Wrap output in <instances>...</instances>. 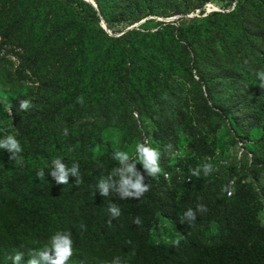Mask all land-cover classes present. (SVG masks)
<instances>
[{"label": "trees", "instance_id": "1", "mask_svg": "<svg viewBox=\"0 0 264 264\" xmlns=\"http://www.w3.org/2000/svg\"><path fill=\"white\" fill-rule=\"evenodd\" d=\"M95 1L99 10L87 5L88 15L77 13L75 17L82 35L84 28L87 29L86 19L92 21L88 32L92 42L88 49L83 48V44L79 48L76 67L88 80L86 84L93 86L109 67L118 70L105 98L89 103L101 116H131L137 111L154 123L153 137L162 147L173 141V132L180 128L193 137L194 144H207L203 128L195 125V112L183 107L192 100L190 75L185 77L181 72L192 74L198 70L201 81L196 82L192 76L191 79L195 84H207L209 97L205 98L204 109L207 120L219 114L209 103L213 100L223 108V115L232 119L233 125L235 121L241 125L243 118L247 119L246 127L264 121V88L238 84L242 66L246 68L250 64L252 54L247 46L256 43V36L264 42V0H223L231 6L236 4L234 9L213 12L194 21L161 22L154 28L142 26L130 30L124 26L156 14L161 8L166 9L170 5L168 0ZM204 1L184 0L173 6V11L181 14L197 6L202 9ZM202 12H206L205 8ZM102 19L113 34L100 27ZM119 26L124 29L117 35L115 29ZM24 28L22 14L0 19L1 36L8 43L21 45L23 54L30 59V73L41 79L44 76L41 60L45 57H35V54L44 53L28 42L21 32ZM87 52L88 59L85 58ZM54 66L47 80L52 84L59 80L69 63L61 58ZM3 84L0 80V86ZM113 84L125 90L120 105L107 99L115 89ZM239 95L247 104L235 109L231 100ZM38 99L31 102L28 110L22 111L21 98L15 91L7 100L11 118L0 120V139L7 134L15 135L22 144L24 158L23 165L18 166L9 159L10 153L0 149V264H13L7 258L16 252L23 254L20 264H28L32 258L30 250L43 246L58 230L72 234L74 255L68 264H110L117 256L123 264H264L261 219L264 202L258 201L254 187V179L259 181L264 174L262 162L254 161L247 172L242 167H231L217 179L203 172L199 178L191 175L179 180L180 175L172 181L166 178L155 181L146 176L151 188L141 199H121L118 194L82 199L77 195L75 177H70L67 185L58 184L47 168L57 157L69 166L76 162L83 180L91 178L95 168L78 162L72 152L60 154L57 148L49 150L56 144L49 139L48 127L51 120L58 119L61 107L44 105L42 92ZM145 101L151 107H142L140 103ZM193 101L196 102V98ZM119 106L120 113L116 111ZM41 168L46 173L43 180L36 176ZM255 171L259 172L256 178L252 175ZM233 182L235 192L228 197V191L222 189ZM214 183L219 190L211 188ZM182 185L186 191L180 196L177 189H182ZM206 198L214 201L208 202ZM110 203L121 208L120 217L113 219L111 225L107 223ZM198 203L206 205L207 211L197 212L192 224L202 230L206 223L215 222L220 231L211 249L203 247L201 231L190 233L191 225L181 222L183 213L188 208L195 210ZM160 209L184 232L185 239L178 247L158 244L152 237L151 227ZM135 217H140V226L133 223Z\"/></svg>", "mask_w": 264, "mask_h": 264}, {"label": "rangeland", "instance_id": "2", "mask_svg": "<svg viewBox=\"0 0 264 264\" xmlns=\"http://www.w3.org/2000/svg\"><path fill=\"white\" fill-rule=\"evenodd\" d=\"M182 1L184 0H168L167 4L170 5L166 9L161 8L156 14L124 27H127L126 29L133 26L154 28L161 22L179 23L183 20L206 17L211 12H228L234 9L236 5L231 6L228 1L223 0H205L203 8L206 12L203 13V8L197 6L196 9H194L195 7L185 9L182 11L184 13L177 14L173 11V6ZM89 2H93V0ZM87 5L90 4L86 0H0V19H8L22 14L25 28L21 32H24L32 46L39 47L40 52L44 53V55L37 53L35 57H45L41 60L44 76L40 79L30 73V59L23 54L21 45L8 43L0 34V73L2 76L0 80L4 82L0 86V120L11 118L7 100L15 91L21 99H29L33 103L39 100V94L42 92L41 100L44 105L61 107L58 119L51 120L48 127L49 139L56 144V147L49 150L57 148L60 154L72 152L73 158L78 162L86 163L87 166L93 165L95 168L91 178L81 179L82 183L76 184L79 197L82 199L99 198L101 195L96 188L98 180L119 166L112 159L113 152L123 150L134 153L135 145L145 140L161 153L162 172L153 178L155 181L164 180V178L172 181L174 177L177 178L180 175L179 180H183L191 176L190 169L204 163L213 165L214 171L208 175L213 179L221 177L226 169L231 167H242L247 172L254 161L262 162L261 166L264 165V121L246 127L247 119L243 118L240 121L241 125H238L237 121L233 125L232 119L224 116L223 108L213 100L209 103L219 114L214 116L213 120H207L204 113L205 98L209 97L207 84L205 82L200 85L195 84L191 79L192 76L196 82L201 81L198 70L193 71L192 74L181 72L185 77L190 75L188 77L191 83L189 93L192 100V102L183 104V107L191 113L195 112V125H201L203 128V137L204 141L207 140V144H194L193 137L180 128L173 132L171 136L173 141L162 147L153 137L154 123L148 117L134 111L131 116L120 115V117L105 118L95 108L91 107L89 105L91 100L97 101L105 98V93L110 89L111 82L114 83L118 70L109 67L101 75L95 86L86 84L88 80L85 79L84 74H80L77 70L79 48L83 44V48L88 49L92 42L88 35L92 28V21L89 18L86 19L87 29L84 28V35H82L75 18L77 13L88 15ZM209 9L211 12H208ZM101 22L102 20L99 22L100 27H102ZM107 28L113 34V30L108 25ZM122 29H124L122 26L117 27L115 34L119 35ZM254 41L256 43L253 46H247L252 54L249 60L250 64L246 68L243 65V73L238 76L240 77L238 84L242 87L243 84H253L260 87V80L255 73L264 69V42L259 40V36H256ZM88 57L89 53L87 52L85 58L88 59ZM61 58L69 63V67L62 71V76L57 82H53V85L47 80L52 75V71L55 70V62ZM114 86L112 96L106 98L112 104L120 105L125 90L121 86ZM221 86L226 87L223 84ZM43 89L49 90L45 92ZM96 93H99L100 96H97ZM142 93L145 94L143 90ZM80 96L84 97L83 105L77 103V97ZM195 98L196 102L193 101ZM244 101L243 96L239 95L234 97L231 103L236 109L238 106L247 104L243 103ZM140 104L145 108L151 107L147 101ZM116 108L117 112L122 111L121 106ZM65 128L68 129L69 134L67 136L63 135ZM35 131L39 133V129ZM169 145L171 148L168 147ZM137 168L143 170L140 164H137ZM258 174L259 172L255 171L252 175L256 178ZM191 180L192 178L189 179V184ZM254 187L258 192V201L264 202V174L259 181L254 179ZM211 188L219 190L216 183ZM235 188L236 185L233 182L227 188L232 193L228 197L233 196ZM173 190H175L174 187ZM177 191L181 196L186 191L184 185H182V189H177ZM206 200L208 202L214 201L211 198H206ZM164 212L160 209L157 213V219L152 224L151 233L154 241L158 244H175L176 239L180 241L185 239L184 232L181 231L178 224ZM261 219L264 225V211ZM188 229L190 233L201 231L202 244L205 249H211L215 245L214 242L220 233L218 224L215 222L206 223L202 230L201 227H195L194 224H191Z\"/></svg>", "mask_w": 264, "mask_h": 264}, {"label": "clouds", "instance_id": "3", "mask_svg": "<svg viewBox=\"0 0 264 264\" xmlns=\"http://www.w3.org/2000/svg\"><path fill=\"white\" fill-rule=\"evenodd\" d=\"M255 74L260 80V87L264 88V69L257 71ZM77 103L83 105L84 97H77ZM19 107L22 111H26L31 107V101L29 99H21L19 101ZM68 134V129L65 128L63 135L67 136ZM168 147L171 148V145ZM0 149H4L10 153L9 159L16 165H23V147L15 135H4L0 139ZM112 159L119 166L113 168L107 176H102L96 185L100 195L104 197L118 194L121 199H141L151 188V183L146 182V176L153 179L162 172L160 164L161 153L146 140L138 142L135 145L134 153L123 150L114 151ZM137 164L142 165L143 172L137 168ZM47 169L48 174L58 184L67 185L70 177L76 178L77 185L82 183L79 164L76 162H73L69 166L62 158L57 157L51 161ZM201 171H203L205 176H208L214 171L213 165L211 163H204L194 169H190L191 175L197 178L200 177ZM36 176L40 180H43L46 176L45 169H39L36 172ZM222 191H228L227 187L223 188ZM231 194L228 191V195L231 196ZM107 211L110 217L107 223L111 225L113 219L120 217L121 208L115 203H110ZM206 211L207 206L198 203L195 210L188 208L183 213L181 222H187L191 225L196 220L197 212L204 213ZM133 223L140 226L142 221L140 217H135ZM84 227V225H81V228ZM127 243L131 244V241ZM179 244L180 240L176 239L175 246L178 247ZM22 255V253L16 252L7 259L12 260L13 264H20ZM30 255L32 258L28 261V264H68L74 255V241L71 232L63 230L54 232L43 246L31 249ZM110 264H123V262L121 257L117 256L113 258Z\"/></svg>", "mask_w": 264, "mask_h": 264}, {"label": "water", "instance_id": "4", "mask_svg": "<svg viewBox=\"0 0 264 264\" xmlns=\"http://www.w3.org/2000/svg\"><path fill=\"white\" fill-rule=\"evenodd\" d=\"M86 2L89 3L90 5H92L96 10H99V9H98V5H97V3L95 2V0H93V2H89V1L86 0ZM210 10H211V9H209L208 12H211ZM211 13H212V12H211ZM197 16H198V15H197ZM206 16H208V15H206ZM101 26H102V28H103L104 30H106L108 33L111 34V32H110L109 29L107 28V25H106V23H105V21H104L103 19H102V22H101ZM133 28H135V26L129 28L128 30L133 29Z\"/></svg>", "mask_w": 264, "mask_h": 264}, {"label": "bare ground", "instance_id": "5", "mask_svg": "<svg viewBox=\"0 0 264 264\" xmlns=\"http://www.w3.org/2000/svg\"><path fill=\"white\" fill-rule=\"evenodd\" d=\"M88 1H90V0H88Z\"/></svg>", "mask_w": 264, "mask_h": 264}]
</instances>
